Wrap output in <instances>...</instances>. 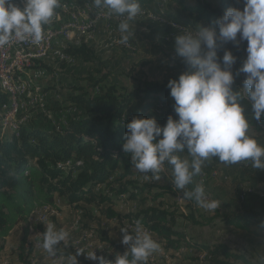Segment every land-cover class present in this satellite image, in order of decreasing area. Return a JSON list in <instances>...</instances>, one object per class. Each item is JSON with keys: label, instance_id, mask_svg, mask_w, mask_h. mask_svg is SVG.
Instances as JSON below:
<instances>
[{"label": "trees", "instance_id": "trees-1", "mask_svg": "<svg viewBox=\"0 0 264 264\" xmlns=\"http://www.w3.org/2000/svg\"><path fill=\"white\" fill-rule=\"evenodd\" d=\"M80 1L84 6L85 0ZM156 1L140 0L142 8L172 18L175 20L174 23L194 30L198 25L214 26L213 22L229 7H233L231 0H220L218 5L212 4L209 0H170L182 12L187 13L186 17L172 11L158 12L153 8ZM116 30L119 32L118 27ZM243 47L247 49V41H244ZM95 50L84 41L79 46L69 49L71 53L87 60L97 58ZM243 62L233 71L235 76L233 89L237 91L243 87L246 79L243 73L235 75ZM58 67L52 68L56 70ZM107 77L103 74L99 77L94 75L81 77L89 80L90 86L95 90L90 93L88 89L79 88L82 92L69 98L80 111L74 114L70 111L69 114L72 115L64 117L63 125H57L54 119H50V125L47 127L24 123L8 133L9 130L6 131L0 118V252L4 250L5 240L12 230L19 224H24V236L18 246V256L25 264H30L34 244L28 241L29 229L26 224L38 208L57 207V194L63 196L69 206L80 207L83 206L80 204L95 203L98 208H104L103 204L112 202V193L116 195L129 193V185L135 184V181L127 177L135 173V168L131 164L130 155L125 154L122 147L127 123L137 117H154L161 126H164L169 116L179 118L174 111L175 101L167 87L171 79H178L179 76L172 75L164 80L138 78L132 88L107 84ZM134 103L138 105L132 109ZM242 103L250 122L249 130L255 129L264 133V117L259 121L254 120L250 102L244 100ZM8 104V94L0 87V110ZM28 112L29 118L33 119L35 114L32 108H29ZM160 138L162 137H158L157 140ZM121 163L124 164V168L119 175H115ZM205 164L209 169L236 168L242 165L241 163L227 165L220 162L217 157L210 158ZM260 171L264 174V170ZM160 175L168 181L159 185L144 183L136 187L141 192L148 190V195L141 198L144 206L132 218L149 227L152 233L157 235L158 240L164 242L165 249L191 247L207 250L215 264L236 262L262 264L261 260L234 251L224 243L203 245L191 242L186 233L177 227V218L182 214L192 223L200 225H210L220 220L226 227L256 233L257 229L251 226L255 225L264 231V211L243 203L233 207L232 204L219 200V206L209 215L204 213L195 201L185 199L186 214L182 213L177 202L165 199L171 194L183 195L173 187L171 166L166 164ZM259 180L262 183L263 180ZM102 183L105 184L104 191H97V186ZM262 184L260 188L264 190V183ZM197 185L200 184L194 178L187 190ZM156 186L160 191L152 193ZM204 190L209 194L208 189ZM130 194L133 198L139 197L133 192ZM149 198L156 205L147 204ZM101 213L108 218H130L129 215H120L111 206L102 209ZM38 227L42 233L45 232L42 226ZM37 240L42 243L43 237H37ZM115 245L123 254L128 249L117 243ZM66 254L74 255L70 252ZM77 259L85 261L80 256ZM148 264H152L150 260Z\"/></svg>", "mask_w": 264, "mask_h": 264}, {"label": "clouds", "instance_id": "clouds-1", "mask_svg": "<svg viewBox=\"0 0 264 264\" xmlns=\"http://www.w3.org/2000/svg\"><path fill=\"white\" fill-rule=\"evenodd\" d=\"M242 2L243 10L229 7L213 22L214 26L198 25L195 31L174 37L175 55L187 65V70L167 85L179 118L169 116L164 126L154 117L133 118L126 125L122 146L131 157L132 166L146 179L159 181L165 165H170L173 187L183 193L180 199L193 200L205 211L216 210L219 202L209 199L201 185L187 189L202 174L203 165L210 158L217 157L227 165L251 162L254 169L264 170V145L248 134L250 122L242 103L250 102L254 120L264 117V0ZM92 3L107 17H123L118 25L121 37L117 43L127 45L134 35L131 23L142 13L140 0H92ZM60 6V0H24L23 8L14 0H0V46L14 39H30L39 44L44 38V26ZM242 41H247V57L235 75L243 73L246 79L237 91L233 89L232 72L237 57L228 50L221 62L218 50L229 42L239 47ZM158 137L162 138L157 140ZM185 152L187 157L181 155ZM120 232L122 244L128 249L122 255L117 254L115 260L81 248L67 258L66 264H78L77 257L85 253L99 264H148L149 258L162 250L139 221L134 234L127 228H121ZM67 237L65 230H56L54 224L48 223L40 246L55 257L58 246Z\"/></svg>", "mask_w": 264, "mask_h": 264}, {"label": "rangeland", "instance_id": "rangeland-1", "mask_svg": "<svg viewBox=\"0 0 264 264\" xmlns=\"http://www.w3.org/2000/svg\"><path fill=\"white\" fill-rule=\"evenodd\" d=\"M160 1L163 5L160 6L158 12L172 11L186 17L188 16L186 12H182L170 0ZM209 1L214 5L220 3V0ZM90 2L93 4L92 0ZM231 3L233 7H239L243 10L244 5L242 0L240 3H237V0H231ZM94 8L95 5L93 4V11ZM143 16L131 23V27L136 31L134 32L133 30L134 35L130 38L127 46H134L132 49L128 47H115L117 44L106 48L104 45L97 44L100 39L96 40L94 38V40L87 41L85 40L87 37H84V42L88 45L90 41H97L91 42V47L96 49L97 58L87 60L82 56L72 53L76 56L73 64L63 63L56 70H54L56 67L54 69L49 67L48 70H52L51 73H48L44 80L39 82L41 89L46 93L45 102L43 105L38 103L32 104L31 108L35 116L33 119L29 118L28 112V117L25 118L24 123L47 127L50 125L49 120L54 119L57 125H63L64 117L72 115L74 112L78 113L80 109L74 106L69 98L82 92L79 88L88 89L90 93L95 90L94 87L90 86L89 80H84L81 77L88 75L99 77L103 74L108 76L107 84L132 88L136 85L138 78L164 80L172 75L180 76L185 72L187 70L186 63L182 58L175 55L174 37L186 31L195 30L191 27L184 26L183 28L176 24L175 26L173 23L175 20L172 18H168V20L172 21L159 23L151 19L149 15ZM157 16L165 17L162 15ZM165 18L167 19V17ZM103 21L100 23L101 26L105 25ZM104 29L106 30L107 28H99L96 37L100 36V32ZM116 36L119 39L121 37L120 32L117 30ZM107 39L109 40V38ZM243 43L244 41L240 43L239 47H236L233 43L229 42L218 50L221 62L224 52L228 50L232 51L233 55L237 57L232 72L247 57ZM111 47L115 48L112 49ZM45 82L49 85H46ZM29 108L27 106L23 107L22 114L19 117L24 118L22 116L26 115L25 109ZM70 111L73 113L69 114ZM6 131L8 132V129ZM248 134L256 139L258 143L264 145V133L251 129ZM181 155L187 157V152L181 153ZM240 163L242 165L236 168L221 167L220 169H209L204 164L202 174L195 179L203 188L208 189L209 194L206 195L211 200L228 202L233 207H237L243 203L248 207L264 211V196L262 195L264 190L260 188L263 186L262 183H264V174L262 171L254 169L251 166V162ZM123 168L124 164L121 163L115 175H119ZM127 179L135 181V184L129 185V193L121 195L112 193V202L105 203L102 207L111 206L120 215H129L130 218H108L101 213L104 208H98L95 203L80 204L83 205L80 207L62 204L60 208H38L39 210L37 209L31 215L29 223L26 224L29 229L28 241L34 244V251L30 255V264H57L56 257H62L64 264H66L67 258L70 257L66 253L75 254V251L81 248L86 252L95 251L97 256H104L109 260H115L117 254L122 255L123 251L115 243L123 245L126 248L128 246L122 244L123 234L120 232V229L127 228L129 232L134 234L132 224L138 221L133 219L132 216L144 206L141 198L148 195V190L141 192L136 187L144 183L159 185L168 181L164 177H161L159 181H154L151 178L146 179L145 175L136 169L135 173L128 176ZM259 179L263 180L262 183ZM104 188V183L99 184L97 191H104ZM157 191H160V189L156 186L153 188L152 193ZM243 191H247V197L241 200L240 193ZM132 192L139 197L133 198L130 194ZM180 197L181 193H178L176 195H168L165 199L170 202H177L179 204V211L186 214V209L184 208L186 201L185 199H180ZM147 204L156 205L151 198L147 200ZM202 211L209 215L213 213V211H205L203 209ZM45 216L46 219L44 220ZM48 223L54 224L56 230L63 229L68 233L67 239L58 246V254L55 257L48 255L40 246L41 242L37 240V237H43V233L38 230V226H42L44 231H46V224ZM23 227L24 224H19L6 238L5 248L0 252V264H25L18 256V246L21 238L24 236ZM177 227L186 233L187 238L191 242L203 245L224 243L234 251L245 253L254 259L261 260L262 264H264V231L255 225L251 226L253 229H257V232L253 233L236 227H226L220 220L210 225L194 224L181 214L177 218ZM151 235L160 243L162 249L149 258L152 264H215L211 260V254L207 250L191 247H182L178 250L165 249L164 242L159 241L156 234L155 236L153 233ZM106 238L109 240L107 241ZM80 257L84 258L85 261L78 260V264H99L98 261L88 259L86 253L80 255ZM236 264L243 263L236 262Z\"/></svg>", "mask_w": 264, "mask_h": 264}, {"label": "bare ground", "instance_id": "bare-ground-1", "mask_svg": "<svg viewBox=\"0 0 264 264\" xmlns=\"http://www.w3.org/2000/svg\"><path fill=\"white\" fill-rule=\"evenodd\" d=\"M63 1L64 0H60L61 6L56 9L55 13V17L61 19V24H68V16H66V6L68 9H76L74 10V17L77 23L85 22L86 5L88 6V13H96L97 10L95 7L93 11V4H91L90 2L91 0H85L84 6L81 4L82 1L80 0H65V4L63 3ZM14 2L16 3V5H22V8L24 7V0H14ZM143 15H149L151 19L161 21L160 23L172 21L168 20V18L166 19L165 17L157 16L152 11H148L144 8H142V13L137 17V19H139ZM102 21L105 23L106 15L105 13H98V17H96V26H92V24L82 25L79 29H74L73 35L71 37H66V32L63 31V29L55 28V25H50L49 22L47 25L44 26V38L39 44L28 46V42H16V44L13 45L11 49L10 44H8L2 46V50L10 49L9 60H16L19 53H21V55L23 56L34 55V58L36 59L47 58L46 73L43 75V80L45 76L50 73V70H48L49 67L55 68L63 63L73 64L76 60V56L69 51L70 47H77L85 40L88 41L94 40V38L96 39V35L99 30L97 26H101L100 23ZM120 21L121 20H117L116 27L119 25ZM175 24L176 23H174V25ZM104 33L109 38V42L107 43L109 46L117 44V39L119 38L115 37V29H106ZM52 36H54V41H50ZM84 37H87V39L85 38L84 40ZM43 42H49V45H45V47L43 48ZM37 48L43 49L37 50ZM63 51H65L64 58ZM53 52L54 57H49L53 55ZM3 73L5 75H9V81L4 80ZM21 79L16 78V73H13V66H3V72H0V87L4 92L8 94L9 104L0 110V118L3 121V124L5 125V129H8L9 131H12L14 128L24 123L26 117H19V115L22 113L23 107L27 106V108H29L30 105L31 108L32 104L34 103H40L42 101L45 102L44 98L42 100V94L44 92H42L41 86L39 84V82L41 81H36V79H34V71L30 70L29 68H22ZM23 92L25 93L23 94ZM12 98H15V105L12 104ZM9 115H11V119H13L14 125H12V120L9 119ZM245 197H247V191L241 192V200H244ZM45 219L46 218H44V220ZM132 226L136 228L137 224H132ZM141 226L143 227V229L147 230L150 234H152V231L149 227L145 225Z\"/></svg>", "mask_w": 264, "mask_h": 264}, {"label": "built area", "instance_id": "built-area-1", "mask_svg": "<svg viewBox=\"0 0 264 264\" xmlns=\"http://www.w3.org/2000/svg\"><path fill=\"white\" fill-rule=\"evenodd\" d=\"M63 3L65 4V0L63 1ZM17 6L22 8V5H17ZM74 10L76 9H68L66 6V16H68V24H61V19H58L54 15V17L50 20V25H55V28L63 29V31L66 32V37H71L73 35L74 29H79L82 25L92 24V26H96V17H98V13H105L104 11H101L99 9L96 10V13H88V6L86 5L85 22L77 23L74 17ZM122 19L123 17H116V16L107 17L106 16L105 25L97 26V27L98 29L99 28H107V30L115 29V37H117L116 36V22L117 20H122ZM157 22L160 23L161 21H157ZM176 29H179V28H176ZM99 37L101 36H97V39ZM118 40L119 39H117V41ZM50 41H54V36H52ZM16 42H28V46L34 45V43H32L30 39L26 41H19V40L14 39L10 43V49L13 45L16 44ZM91 42H97V41H90L88 45L89 47H91ZM45 45H49V42H43V48L45 47ZM115 47H128L132 49L134 46H127V45L117 43V46ZM115 47H111V48L114 49ZM43 48H37V50H42ZM9 50H2V46H0V72H3V66H13V73H16V78L21 79L22 68H29L30 70L34 71V79H36V81H42L43 75L46 73L47 58L36 59L34 58V55L33 56H23L21 55V53H19L16 60H9ZM64 55H65V51H63V58H64ZM49 57H54V52H53V55ZM4 80L9 81V75L4 74ZM10 93H11V89H10ZM24 93L25 92H23V94ZM45 97L46 95L42 94V100ZM15 103H16L15 98H12V104L15 105ZM25 110H26V115H23V116L21 115L22 117H28V109H25ZM9 119H11V115H9ZM11 120H12V125H14L13 119ZM44 218H46V216ZM132 229L135 232L136 228L134 226H132Z\"/></svg>", "mask_w": 264, "mask_h": 264}, {"label": "crops", "instance_id": "crops-1", "mask_svg": "<svg viewBox=\"0 0 264 264\" xmlns=\"http://www.w3.org/2000/svg\"><path fill=\"white\" fill-rule=\"evenodd\" d=\"M158 3V5H156ZM161 5H163L162 4V2L160 1V0H157L155 3H154V5H153V8L154 9H156V10H159L160 9V6ZM104 31H105V29L102 31V32H100V36L101 37H99L98 39H100V40H98L97 39V37H96V40H98V43L97 44H100V45H104V46H106V48H108V47H110L107 43H108V39H106V38H108L107 37V35H105V33H104ZM106 41V42H105ZM103 49V48H102ZM102 49H99V50H102ZM98 50V49H97ZM105 50V49H104ZM44 80V79H43ZM42 80V81H43ZM51 80V79H50ZM45 84L46 85H49V84H47V82H45ZM42 92H43V90H42ZM44 95H46V93H43ZM47 96H48V94H47ZM46 99V97L44 98V100ZM38 103V102H37ZM38 104H40V105H43L44 104V102L42 101V102H40V103H38ZM136 104L137 103H134L133 104V108L136 106ZM196 178V177H195ZM263 196H264V194H262ZM62 204H65L66 206H67V202H66V199L63 197V196H60V195H56V205H57V207L58 208H60V207H62ZM50 206H47V207H41V209L42 208H46V209H48ZM56 207V208H57ZM53 208V207H52ZM40 209V208H39ZM38 209V210H39ZM78 211V210H77ZM155 236V235H154ZM56 260H57V264H64V260H63V258L62 257H56ZM78 260V259H77Z\"/></svg>", "mask_w": 264, "mask_h": 264}]
</instances>
